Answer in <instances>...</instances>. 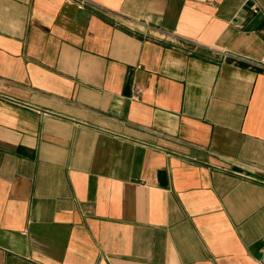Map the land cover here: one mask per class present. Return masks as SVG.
Segmentation results:
<instances>
[{"label":"crops","instance_id":"0c3cea01","mask_svg":"<svg viewBox=\"0 0 264 264\" xmlns=\"http://www.w3.org/2000/svg\"><path fill=\"white\" fill-rule=\"evenodd\" d=\"M219 50L264 64V0H0V264H264V68Z\"/></svg>","mask_w":264,"mask_h":264},{"label":"built area","instance_id":"2783aa9c","mask_svg":"<svg viewBox=\"0 0 264 264\" xmlns=\"http://www.w3.org/2000/svg\"><path fill=\"white\" fill-rule=\"evenodd\" d=\"M80 4H83V1H81ZM253 11H257V8L254 7ZM219 53H220V56H222V58H232V59L237 60V61H246V62H248L250 64H256V65H259L262 68H264V64H259V63L250 61L246 57L240 56V55L235 54L233 52H229L227 50H219ZM139 91H140V87H137L135 89V93H138ZM134 98H136V94L134 95Z\"/></svg>","mask_w":264,"mask_h":264}]
</instances>
